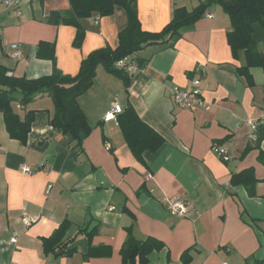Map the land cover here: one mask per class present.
<instances>
[{
    "label": "crops",
    "instance_id": "1",
    "mask_svg": "<svg viewBox=\"0 0 264 264\" xmlns=\"http://www.w3.org/2000/svg\"><path fill=\"white\" fill-rule=\"evenodd\" d=\"M13 1L16 6L6 7L0 0V66L15 78L51 74L52 63L36 56L40 43H54L56 67L74 76L90 52L116 48L126 23L119 8L109 17L84 18L83 42L75 48L74 28L42 21L50 11H67L64 0ZM136 3L141 29L157 33L175 8L190 11L198 0ZM229 30L227 17L211 7L171 45L137 52L128 63L127 88L97 66L91 87L76 100L91 129L80 146L50 126L54 106L47 94L26 106L12 104L20 119L33 112L24 143L9 136L0 113V264H123L120 251L129 235L160 243L144 264L264 263V141L252 147L256 128L264 124V70H249L251 86L237 76L244 60L233 58ZM12 43L21 46L16 60ZM194 78L208 110H184L172 102L170 89L189 88ZM115 101L120 113L131 106L163 141L155 152H144L141 162L115 116L107 115ZM214 147L227 149L231 159L223 162ZM23 167L32 173L23 174ZM247 169L256 179L252 194L230 183ZM98 170L108 184L97 186ZM167 199L186 201L189 218L171 217ZM65 221L73 250L58 257L45 253L43 240ZM91 247L98 256L87 257ZM133 261L140 264L138 257Z\"/></svg>",
    "mask_w": 264,
    "mask_h": 264
},
{
    "label": "trees",
    "instance_id": "2",
    "mask_svg": "<svg viewBox=\"0 0 264 264\" xmlns=\"http://www.w3.org/2000/svg\"><path fill=\"white\" fill-rule=\"evenodd\" d=\"M43 0H40L42 3ZM67 11H50L43 22L47 25L70 26L75 29L73 47L79 48L84 38V29L80 20L93 15L98 18L111 16L116 8L122 10L126 23L118 33L116 48L104 47L90 52L79 65L76 75H64L55 61L54 43H40L37 58L52 63L51 74L38 79L15 78L7 75V69L0 66V113L3 116L7 133L12 139L24 143L30 126L34 121L33 112H28L23 119L13 110V102L20 106L31 103L35 95L47 94L54 106V114L49 124L52 128L67 134L76 146L89 135L91 129L77 104V98L92 85L97 66L102 65L107 72L120 78L126 88L129 86V76L124 70H119L115 64L132 58L143 48L153 44L171 45L178 40L181 32L204 16L211 7H218L227 17L230 30L227 33V43L233 58L242 56L244 65L236 70L248 86L252 85L249 70L259 68L264 70V0H198V5L188 11L185 8H175L171 20L157 33L141 29L137 17V0H64ZM123 138L135 159L142 161L144 152H155L163 141L138 118L131 106L115 116ZM252 147H258L264 141V124L259 125L254 133ZM250 149V147H249ZM248 149V150H249ZM252 170L247 169L231 177V185H242L252 194L256 179ZM69 222H63L54 234L43 240L45 253H53L55 257L70 253L69 242L65 239ZM84 232V231H83ZM92 231L86 233L87 237ZM160 243L154 239L143 242L135 240L131 235L121 248L123 264H134L138 257L139 263H145L146 255L153 249H158ZM98 256L96 249L89 248L87 257ZM256 264H264L257 262Z\"/></svg>",
    "mask_w": 264,
    "mask_h": 264
},
{
    "label": "built area",
    "instance_id": "3",
    "mask_svg": "<svg viewBox=\"0 0 264 264\" xmlns=\"http://www.w3.org/2000/svg\"><path fill=\"white\" fill-rule=\"evenodd\" d=\"M2 4L6 7L16 6L13 0H2ZM17 14H20L17 11ZM11 51V55L13 58L18 59L21 57V46L18 43H12L9 46ZM115 67L119 70H124L127 73L130 70L128 64L125 63V60L119 61L115 64ZM195 72H200V68H196ZM170 97L175 106L184 110H193V109H204L208 110L209 106L204 102L202 97V92L199 88V79L194 78L191 80V86L189 88H182L178 86H173L170 89ZM120 108L117 106L116 101L112 103L107 115L110 117H114L119 114ZM251 128L254 129V126L251 125ZM1 149V147H0ZM105 150L109 151L110 146L108 144L105 145ZM214 151L220 157L223 162H228L231 159V155L224 147H214ZM20 171L23 174H31L32 172L28 167H23ZM165 209L167 213L172 217L178 218H189L190 207L188 203L181 199H167L165 201Z\"/></svg>",
    "mask_w": 264,
    "mask_h": 264
},
{
    "label": "water",
    "instance_id": "4",
    "mask_svg": "<svg viewBox=\"0 0 264 264\" xmlns=\"http://www.w3.org/2000/svg\"><path fill=\"white\" fill-rule=\"evenodd\" d=\"M95 180H96V184H97V186H98L99 184H101L102 182H103L104 184H108V182L105 181L104 176H103V173L101 172V170H98V171L95 173ZM87 220H88V218H87Z\"/></svg>",
    "mask_w": 264,
    "mask_h": 264
}]
</instances>
